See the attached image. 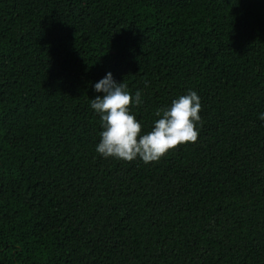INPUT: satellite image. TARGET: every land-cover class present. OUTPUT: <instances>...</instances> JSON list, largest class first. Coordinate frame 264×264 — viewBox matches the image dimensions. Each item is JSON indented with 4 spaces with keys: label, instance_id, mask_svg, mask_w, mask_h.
Here are the masks:
<instances>
[{
    "label": "trees",
    "instance_id": "obj_1",
    "mask_svg": "<svg viewBox=\"0 0 264 264\" xmlns=\"http://www.w3.org/2000/svg\"><path fill=\"white\" fill-rule=\"evenodd\" d=\"M108 72L195 144L105 159ZM264 0H0V264H264Z\"/></svg>",
    "mask_w": 264,
    "mask_h": 264
},
{
    "label": "clouds",
    "instance_id": "obj_2",
    "mask_svg": "<svg viewBox=\"0 0 264 264\" xmlns=\"http://www.w3.org/2000/svg\"><path fill=\"white\" fill-rule=\"evenodd\" d=\"M94 90L103 95L91 99L90 106L100 117L102 131L96 152L105 159L132 162L136 159L144 163L159 162L171 150L180 145L195 144L202 127V104L196 91L174 99L170 106L158 109L153 127L147 133L143 125L131 112L133 105L142 104L141 90L135 95L128 90V85L117 82L113 74L94 84ZM259 118L264 120V113Z\"/></svg>",
    "mask_w": 264,
    "mask_h": 264
}]
</instances>
